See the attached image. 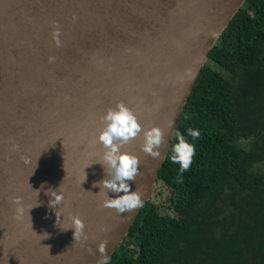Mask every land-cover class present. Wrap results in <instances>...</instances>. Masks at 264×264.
I'll use <instances>...</instances> for the list:
<instances>
[{
	"label": "water",
	"instance_id": "obj_1",
	"mask_svg": "<svg viewBox=\"0 0 264 264\" xmlns=\"http://www.w3.org/2000/svg\"><path fill=\"white\" fill-rule=\"evenodd\" d=\"M240 2L92 0L84 8L92 5L90 11L67 27L49 17L50 8L35 20L29 11L23 25L0 19V264H99L103 241L108 256L137 209L120 214L101 207L100 188L93 187L108 178L98 163L105 149L95 142L100 117L123 102L143 129L164 133L157 159L142 151L143 133L121 149L140 161V175L129 184L143 200L206 50ZM10 10L15 14L14 5ZM53 22L60 47L48 41ZM9 27L19 31L10 60V43L1 36ZM50 57L62 58L56 72L47 70ZM49 189L63 194L56 208ZM72 216L83 221L87 239L74 241Z\"/></svg>",
	"mask_w": 264,
	"mask_h": 264
},
{
	"label": "trees",
	"instance_id": "obj_2",
	"mask_svg": "<svg viewBox=\"0 0 264 264\" xmlns=\"http://www.w3.org/2000/svg\"><path fill=\"white\" fill-rule=\"evenodd\" d=\"M176 132L196 150L182 182L170 159ZM239 138L252 143L238 148ZM263 161L264 0H241L206 50L150 194L108 264H264V169L253 167ZM160 188L164 200L152 199Z\"/></svg>",
	"mask_w": 264,
	"mask_h": 264
},
{
	"label": "clouds",
	"instance_id": "obj_3",
	"mask_svg": "<svg viewBox=\"0 0 264 264\" xmlns=\"http://www.w3.org/2000/svg\"><path fill=\"white\" fill-rule=\"evenodd\" d=\"M52 27L53 41L57 47H60L59 25L58 23L53 22ZM53 59L54 58L50 57L49 61L51 62ZM100 120L103 127L95 142L102 144L105 149L102 156V162L98 163L103 165L108 178L102 179L99 182H94L93 187L100 188L98 194L103 198L101 204L102 208H112L120 214L131 212L142 206L140 193L132 191L129 184L130 181L134 182L137 176L140 175V161L135 155L122 151L121 149L124 145L128 144L131 140L136 139L138 135L143 133L144 142L141 145L142 151L147 155H150L152 158L157 159L161 155L160 149L166 143L165 135L158 127H151L147 130L143 129L138 122L137 115L123 102H118L115 107H109L106 110V113L100 117ZM187 134L193 139H198L200 137L199 130L193 128L187 129ZM176 140L177 142L172 145V155L170 156V159L173 163L179 164L180 170L177 182H182V176L180 174L186 172L190 168L196 150L194 144L188 142L185 136L181 135L180 132H176ZM88 166L89 165H86L85 167ZM85 178L84 175L83 181ZM41 187H43V185ZM35 192L38 195L39 190ZM108 192L123 194L117 195L115 198H109L107 195ZM47 194L52 197L49 201L50 207L56 208V206H59L63 202V194L57 190L54 191L49 189ZM13 203L19 206L21 204L20 198H14ZM17 212L22 214L24 212L23 207H18ZM16 218L19 219L20 216L18 215ZM70 220L71 227L69 228L73 230L74 241L80 240L82 236L84 239H87V237L84 236L85 225L83 221L78 216H72L70 217ZM44 237L46 238V235ZM106 245L107 241H103L98 245L97 251L102 257L99 264H108V259L105 254ZM88 251L91 253V249H88Z\"/></svg>",
	"mask_w": 264,
	"mask_h": 264
},
{
	"label": "bare ground",
	"instance_id": "obj_4",
	"mask_svg": "<svg viewBox=\"0 0 264 264\" xmlns=\"http://www.w3.org/2000/svg\"><path fill=\"white\" fill-rule=\"evenodd\" d=\"M87 3L91 4L92 0H0V19H2L1 21H3L4 24H7V26L11 19H15L17 25H23L24 22L27 21V13L29 11L32 10L31 19L34 18L35 20L41 18L46 9L50 8L52 11L49 14V17L62 18L60 21H63L64 25L67 27L71 22V19L75 20L74 18L78 17L77 15L88 13L90 11L92 5L84 9ZM13 5L15 6V14H12L10 10ZM18 32V29H15V27H9V30L1 35L8 45L10 43L9 49L5 52L7 53L8 57H6V59L8 60L13 57ZM51 40L53 39H49L48 41ZM28 51H32V49L29 48ZM56 52H59V50ZM61 59L62 58L60 57L54 58L50 62L48 69L47 67L46 69L50 70V72H56L58 70L57 68H60L61 66ZM31 97H33V102H39L35 98L36 95ZM43 122L44 120H41L38 123L37 129L42 128L41 123ZM44 128L45 126L43 129ZM27 130L31 133L35 128L33 125L30 126V124H28Z\"/></svg>",
	"mask_w": 264,
	"mask_h": 264
},
{
	"label": "rangeland",
	"instance_id": "obj_5",
	"mask_svg": "<svg viewBox=\"0 0 264 264\" xmlns=\"http://www.w3.org/2000/svg\"><path fill=\"white\" fill-rule=\"evenodd\" d=\"M252 143V140L250 139H243V138H239L237 139L236 141H234V145L238 148H247L250 144ZM253 167H256L258 169H264V161L263 162H259V163H255L253 164ZM158 185V184H156ZM162 190V188H160ZM165 191L162 190V193L161 195H157V194H153V197L152 199L154 200H159V201H162L164 200V193Z\"/></svg>",
	"mask_w": 264,
	"mask_h": 264
}]
</instances>
